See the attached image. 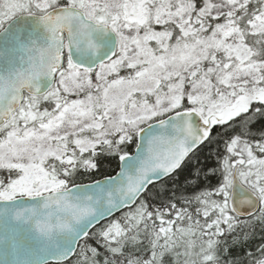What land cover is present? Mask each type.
<instances>
[{
  "label": "snow or ice",
  "instance_id": "6c2138e0",
  "mask_svg": "<svg viewBox=\"0 0 264 264\" xmlns=\"http://www.w3.org/2000/svg\"><path fill=\"white\" fill-rule=\"evenodd\" d=\"M0 264H264V0H0Z\"/></svg>",
  "mask_w": 264,
  "mask_h": 264
},
{
  "label": "trees",
  "instance_id": "16d2710c",
  "mask_svg": "<svg viewBox=\"0 0 264 264\" xmlns=\"http://www.w3.org/2000/svg\"><path fill=\"white\" fill-rule=\"evenodd\" d=\"M135 149V145H129L128 151L133 152ZM214 156V150L211 153H206L205 156L201 157L202 165H214V160L212 159ZM118 161L114 158L102 159L100 161V170L95 173L94 176L84 175L78 179L79 183L92 181V179H99L104 177L105 175L114 174L115 171L118 170L117 167ZM182 179V178H181ZM215 181H213L214 183ZM259 239V230H257V240Z\"/></svg>",
  "mask_w": 264,
  "mask_h": 264
},
{
  "label": "water",
  "instance_id": "95a60500",
  "mask_svg": "<svg viewBox=\"0 0 264 264\" xmlns=\"http://www.w3.org/2000/svg\"><path fill=\"white\" fill-rule=\"evenodd\" d=\"M135 151H136V148L134 149V151L132 152V153H135ZM118 171V170H117ZM100 180H102L103 179V177L102 178H99ZM83 183H91V181H88V182H83Z\"/></svg>",
  "mask_w": 264,
  "mask_h": 264
}]
</instances>
